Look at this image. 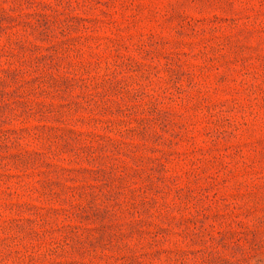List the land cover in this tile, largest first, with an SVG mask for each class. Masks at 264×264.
Wrapping results in <instances>:
<instances>
[{
  "label": "rangeland",
  "instance_id": "1",
  "mask_svg": "<svg viewBox=\"0 0 264 264\" xmlns=\"http://www.w3.org/2000/svg\"><path fill=\"white\" fill-rule=\"evenodd\" d=\"M0 264H264V0H0Z\"/></svg>",
  "mask_w": 264,
  "mask_h": 264
}]
</instances>
